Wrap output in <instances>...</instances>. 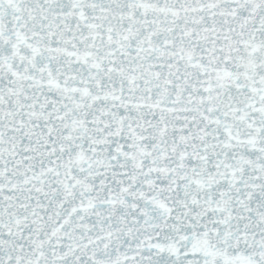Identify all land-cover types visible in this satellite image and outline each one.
Wrapping results in <instances>:
<instances>
[{
  "label": "snow or ice",
  "instance_id": "obj_1",
  "mask_svg": "<svg viewBox=\"0 0 264 264\" xmlns=\"http://www.w3.org/2000/svg\"><path fill=\"white\" fill-rule=\"evenodd\" d=\"M0 264H264V0H0Z\"/></svg>",
  "mask_w": 264,
  "mask_h": 264
}]
</instances>
